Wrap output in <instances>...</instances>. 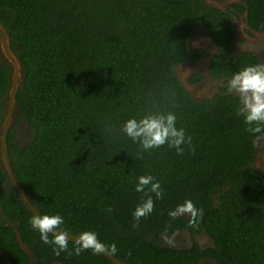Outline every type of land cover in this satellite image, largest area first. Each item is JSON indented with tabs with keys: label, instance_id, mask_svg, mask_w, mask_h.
Returning a JSON list of instances; mask_svg holds the SVG:
<instances>
[{
	"label": "trees",
	"instance_id": "trees-1",
	"mask_svg": "<svg viewBox=\"0 0 264 264\" xmlns=\"http://www.w3.org/2000/svg\"><path fill=\"white\" fill-rule=\"evenodd\" d=\"M241 1L222 11L204 0H0L24 72L17 106L34 133L24 147L7 134L16 179L46 224L94 243L41 228L0 170V264H264L254 167L264 112L228 92L196 100L175 73L202 57L189 48L202 25L218 50L212 75L264 92L259 58L233 57L234 16L263 31L264 0ZM10 70L0 61L1 114ZM181 231L211 245L163 244Z\"/></svg>",
	"mask_w": 264,
	"mask_h": 264
},
{
	"label": "rangeland",
	"instance_id": "rangeland-1",
	"mask_svg": "<svg viewBox=\"0 0 264 264\" xmlns=\"http://www.w3.org/2000/svg\"><path fill=\"white\" fill-rule=\"evenodd\" d=\"M238 25L241 26L242 24L238 22ZM207 33H208L207 31L200 29L199 32L195 33L192 36V42L201 43V40H203L205 37V39L207 38L209 43L212 44L213 42L211 41ZM255 40L257 39L256 38L253 39L252 43H250L251 41L246 42L244 40L239 39L237 40V43L241 47H248L251 49L256 48L258 49V51L261 50L264 53V42L263 41L259 42ZM11 45H12L11 38L7 30L5 29V27L0 22V61L5 66H8L11 69L10 70L11 78L15 75H18L17 78L14 77V81L16 82V86L19 88L23 81L24 72H23V68H22V64L19 59V56L14 53ZM182 69L183 67L181 65L177 66V68L175 69V73L177 77L180 79L183 86L187 89V91L191 94V96L194 97L196 100H210L213 95L214 96L215 94L217 95L216 90H214L213 94L209 96L210 98L209 97L205 99L197 98L192 93L193 85H190V81L186 82V79L182 77V73H181L183 72ZM233 92L237 93L238 88L234 87ZM10 129H14L16 131V141L21 147L26 146L31 141L34 135L32 128L29 126L27 121L21 116V113L18 109L17 104L9 105L7 103V108L5 112L2 114L0 113V170H2L5 173L7 177V181H8V186L16 192V194L25 202V204L28 206V208L31 211L36 212V207L34 205L32 198L30 197L27 190L18 183L16 176H15L12 154L10 150L8 149L7 142H6L7 141L6 137ZM256 146H257V152L255 155L254 167L259 172V174L262 175L264 172V139L257 141ZM1 215L2 213L0 210V216ZM38 223L40 227L43 228L44 230L57 233L56 229L44 223L43 221L38 220ZM59 235L66 237L68 239H71V240H80V241L88 242V240H86L85 238L81 236L65 234L64 232L60 233ZM161 238H162V242L164 245L167 246V244H170L175 248L189 247L191 246L193 241L196 242L201 247L203 246L209 247L211 245L210 238L204 232L200 234L198 233L191 234L187 231H181V232H176L170 236L161 235ZM21 247L29 255L30 262L33 263L34 255L32 254V252L23 243H21ZM2 261H3V264H10L8 258L4 256L2 258ZM57 264H61V263H57Z\"/></svg>",
	"mask_w": 264,
	"mask_h": 264
},
{
	"label": "flooded vegetation",
	"instance_id": "flooded-vegetation-1",
	"mask_svg": "<svg viewBox=\"0 0 264 264\" xmlns=\"http://www.w3.org/2000/svg\"><path fill=\"white\" fill-rule=\"evenodd\" d=\"M204 2L207 7L217 8L222 11H227L228 9H231L233 5L236 3L244 4L242 3L241 0H204ZM238 22H240L242 25L241 26L238 25ZM234 24H235V43H234L235 49L233 51V57L243 56L248 53L254 54L259 58L260 68H264V53L261 50L258 51V49L256 48L251 49L248 47H241L237 43V40L239 39L244 40L246 42L251 41L250 43H252V40L255 38L257 39L255 41L264 42L263 39L264 30L257 31L252 29L248 24L247 14H240L239 16H234ZM200 26L195 33L199 32L200 29L207 31V29L204 26L202 25ZM207 34L209 35L211 41L213 42L212 44L209 43L208 39L207 38L205 39V37L203 40H201V43L192 42V38L189 42L190 50L192 51L201 50L203 52L202 57L197 58L195 60H191L186 64H181V66L183 67L182 69L183 72H181L182 77L186 79V82L190 81V85H193L192 93L197 98L205 99L209 97L211 94H213L214 90H216L217 95L225 94L226 92L228 93L231 92L230 94L238 95L242 98L243 108L245 110L247 111L253 110L259 113L264 112V92L257 83L251 81L250 79L242 75H237L232 79H219V78H215L212 75L210 70V65L214 55L218 53V50L211 34L209 32ZM199 75L202 76L201 80H197V79L193 80L194 78L199 77ZM234 87L238 88L237 93L233 92ZM217 95L216 94L215 96L213 95L210 100H212ZM262 139L264 138L258 139L257 141ZM261 176H264V172ZM60 233L61 232L57 230V234ZM75 241H79L86 244H94L93 242H89V241L88 242L80 241V240H75ZM109 258L114 264H126L116 260L111 256H109Z\"/></svg>",
	"mask_w": 264,
	"mask_h": 264
},
{
	"label": "water",
	"instance_id": "water-1",
	"mask_svg": "<svg viewBox=\"0 0 264 264\" xmlns=\"http://www.w3.org/2000/svg\"><path fill=\"white\" fill-rule=\"evenodd\" d=\"M14 77H18V75H15V76H13L12 78H11V86H10V89H9V95H8V101H7V103L9 104V105H11V104H17V101H16V95H17V92H18V87L16 86V82L14 81ZM23 82V81H22ZM35 214H36V217H37V219L38 220H41V221H43L42 220V218L40 217V215H39V213H38V211L36 210V212H35ZM44 222V221H43ZM45 223V222H44Z\"/></svg>",
	"mask_w": 264,
	"mask_h": 264
}]
</instances>
